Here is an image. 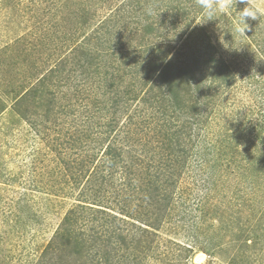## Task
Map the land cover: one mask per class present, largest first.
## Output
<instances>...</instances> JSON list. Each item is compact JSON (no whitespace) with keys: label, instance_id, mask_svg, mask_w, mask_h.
I'll return each mask as SVG.
<instances>
[{"label":"rangeland","instance_id":"374dc122","mask_svg":"<svg viewBox=\"0 0 264 264\" xmlns=\"http://www.w3.org/2000/svg\"><path fill=\"white\" fill-rule=\"evenodd\" d=\"M149 1L0 0V48H19L0 62V99L7 91L14 98L4 108L16 112L0 123V264H264V19H247L255 50L238 55L229 48L233 33L243 39L240 0L214 23L194 17L198 4L183 3L192 18L183 20L172 0ZM249 2L264 9V0ZM196 22L213 31L212 44L180 46L185 24ZM199 51L225 60L206 73ZM36 77L29 89L14 87ZM165 81L179 100L193 102L201 90L208 112L185 111L200 119V142L210 140L211 150L198 146L191 156L190 142L179 152L143 130L134 144L141 173L103 166L102 183L90 171L70 174L61 150L81 132L66 135L72 120H93L90 131L103 141L82 148L91 166L109 160L110 143L125 158L129 111L143 113L150 93L162 98ZM151 154L175 175L146 179Z\"/></svg>","mask_w":264,"mask_h":264},{"label":"trees","instance_id":"16d2710c","mask_svg":"<svg viewBox=\"0 0 264 264\" xmlns=\"http://www.w3.org/2000/svg\"><path fill=\"white\" fill-rule=\"evenodd\" d=\"M172 1L175 2L174 4H177L176 6H178L180 10H182V14L185 13L184 16H182L183 20L192 19L188 15L189 11L183 5V3H186V4L190 3V6H193L197 4L196 0H182L181 2H178V0H172ZM146 2L148 4H151L149 0H146ZM194 17L195 18L199 17L201 20L205 19L204 12L199 6H198L197 12L194 14ZM263 19L264 18L261 17L260 19H256L254 21H256L255 23L258 22V25H259ZM211 21L214 23V19H212ZM224 21H225V18H222L223 24H224ZM185 26L187 29H190L189 36L185 35L182 39L180 38V43H179L180 46L182 47L188 46L190 49H192V47L196 48V46L199 45L200 41H201V44H203L204 42H205L204 45L207 44L206 48H208V46L212 44L211 39H210V33L213 34V31L209 32V28H207L206 24L202 22L201 24H199V22H196L194 24H185ZM195 30L200 32L198 34V37L201 38L202 40H197L199 38L196 37ZM233 36H234V33L232 34V37H230L231 39L229 38L230 41H232L233 39V44L229 48L231 52L241 55L242 51L255 50L253 44L255 43L256 40L253 37L251 39L250 38L251 35L248 36V34L245 33L243 34V39H240V40L238 39L234 40ZM229 39H228V42H229ZM169 41L171 43L175 42L171 38L169 39ZM133 47L135 51L138 49V47H135V46ZM197 54H198L197 59H198L199 64L197 63L196 66L198 69L206 73L211 70H214L215 67L213 66H215V63L219 62V64H221L225 60L224 58L216 59L213 57L214 55L212 56L210 55L209 58H201L200 51L197 52ZM159 67H160L159 69V75H160V72L163 70L161 63L159 64ZM165 67H164V72L167 69V67L166 68ZM147 74L150 77L152 76L150 71L147 72ZM159 91H162V98L160 97V95L157 96L154 93H150L148 97H143L144 102L148 101L147 105L143 106L145 107L143 113L140 112L139 114V110L137 112V109L134 111L132 110V112L129 111L128 121H127L126 129H125L126 133L124 134V136H125V139L127 140V145H131V146H129L128 148L129 150L126 151L127 155L125 153L126 155L125 158H123L124 157L123 152H118V153L113 152V150L110 147L111 143L109 142L110 144H108L103 150L104 156L105 155L110 156L109 160H103L101 162L102 166L100 167H97L96 165L91 166L92 162H94L95 159L93 160V158L91 157L89 159L90 161H88L86 159L88 154L84 152L86 150L96 147L97 145H99V143L103 142L101 139L97 137L94 138L95 131H92V130L90 131V128H93L91 125L93 123H90V121L92 122L93 120H89V122H86L82 120L81 118H76L75 120H72V122L68 124L67 128H65L66 135L67 134L71 135L72 133L77 132L78 129H80L81 132L79 134L69 136L68 141L66 140V143H64V146H63L64 149L61 148L62 149L61 152L67 157V158H63L64 159L63 161L66 163V167L68 171L70 172V174L74 175V173H78L81 175L84 174L85 176L86 175L85 172L90 171V174H92L94 179H96L97 177L99 178L102 177V181H101L102 183L103 181H106V182L108 181L107 178H105L106 176L104 175V172L102 170L103 166L107 167L108 169L113 168L112 172H121V173L129 172L133 176L136 175V172L138 169H139V172L141 173L140 168L144 163V158L141 155V151L138 152L137 150L139 149L134 147V144L142 141V136H141L140 131H143V130L146 132L152 131L153 135H155L156 139H158L157 141L160 140V141L168 142L169 148L172 147L173 143L176 142L177 146L175 147V149H177L178 147L179 152H184L185 151L184 149L189 150L188 148L192 147V150H191L192 152H190L191 156L194 155L195 153L194 150L198 146H200L201 148L208 147L207 149L211 150L213 148V143H211L210 140L209 141L206 140L207 142H205V145L204 143L201 144L202 135L200 134L201 127H199L201 126V124L199 122H196V120H200V119H196L193 115H190L187 111H185L187 107H190V108L193 107L197 110V112H199V110H204V112H208L209 102L203 99L204 97H202V93L200 92L201 90L198 91L199 95L196 99L193 97L194 94L193 93L191 94V99L193 100V102H191L190 100H179L177 95H174V91L170 87L168 81H165L164 84L161 82L159 86ZM155 103H157V105ZM181 104H183L182 107L180 106ZM178 106H180L184 110H182L181 108H178ZM149 107H151L152 109H154L155 107L160 108L162 110L161 111L162 115H158L156 113V109L154 111H148ZM172 118H177V120L179 119L178 121L179 123L178 124L175 123L176 120L174 119L175 121H173ZM62 123L63 125H65V122H62ZM173 126L174 128H172ZM191 141L193 142V144H191ZM92 142L96 144L92 145ZM188 142H190V146L186 148L185 144ZM89 145L92 147L89 148ZM56 147L58 149L57 143H56ZM153 147L151 149L155 151ZM82 148H85V150L83 151ZM147 156H148V153H147ZM227 156L229 155L224 156L223 160ZM155 158H156L155 154H151L148 158L149 161L147 165L145 166L146 167L145 171L147 170L146 175H145L146 179L152 180V178H154L156 182L157 181L160 182V180H163L161 176H165V174L167 173L166 171L168 169H169L168 171L169 173H167L168 175H172V177L175 175L176 172L172 171V167L170 166V163L166 164L165 167H163L160 160H156ZM158 163L160 166L158 165ZM139 177H141V174L138 175V178ZM160 189L161 190L165 189L164 184L160 187ZM90 203H93V205H97L98 207H101V205L96 202L90 201ZM80 207L82 208V206ZM99 209H102V208H99ZM72 211H75V210H72ZM254 215H256V212ZM258 215L259 214H257V216ZM75 242H76L75 250L79 251L80 245L82 244L81 238L78 237L75 240ZM49 244H48L49 246L46 249H49L51 247V243Z\"/></svg>","mask_w":264,"mask_h":264},{"label":"clouds","instance_id":"9594fccd","mask_svg":"<svg viewBox=\"0 0 264 264\" xmlns=\"http://www.w3.org/2000/svg\"><path fill=\"white\" fill-rule=\"evenodd\" d=\"M245 6L238 11V21L236 24V30L242 34L249 27L246 22L248 18L256 20L261 16H264V9L251 4L249 0H240ZM198 6L203 10L205 20L214 19L216 13H224L232 6V0H196Z\"/></svg>","mask_w":264,"mask_h":264},{"label":"crops","instance_id":"0c3cea01","mask_svg":"<svg viewBox=\"0 0 264 264\" xmlns=\"http://www.w3.org/2000/svg\"><path fill=\"white\" fill-rule=\"evenodd\" d=\"M11 42H8V44L7 45H9ZM12 44H10L9 45V47H8V49L10 50V51H4V50H6L7 48H5V49H1L0 48V62L2 63V59H3V61H4V59L5 60H7V59H9V57L11 58L12 57V59L14 58V56H15V54H17V53H15V50L16 51H18L19 50V48H18V46H16V48L14 47H10ZM12 51H14V52H12ZM4 57V58H3ZM17 61V60H16ZM9 63H11L10 65L11 66H13V67H15V65H16V63L14 62H10V61H8ZM41 74V73H40ZM39 74V75H40ZM38 79V77H36L28 86H26V85H24V86H19V84H15L14 85V87L15 88H18V89H20L21 87L22 88H25L24 90H26V89H29V87H30V85H32L33 83H35L34 81H36ZM21 88V89H22ZM7 92V91H6ZM6 92L4 91L3 92V95L1 96V99H0V123L2 122V120H3V116L4 115H7V114H11V115H13V111L11 112L10 110H9V108L8 107H6V108H4V106H6V105H8V106H10V104L12 103V101H13V98H11V96L10 97H8L7 98V94H6ZM9 110V111H8ZM8 111V112H7ZM15 112V111H14ZM16 113V112H15ZM17 116H19L18 114H17Z\"/></svg>","mask_w":264,"mask_h":264},{"label":"bare ground","instance_id":"6f19581e","mask_svg":"<svg viewBox=\"0 0 264 264\" xmlns=\"http://www.w3.org/2000/svg\"><path fill=\"white\" fill-rule=\"evenodd\" d=\"M198 262H200L201 260L203 261L204 260V255L203 253H198L197 256H196Z\"/></svg>","mask_w":264,"mask_h":264}]
</instances>
